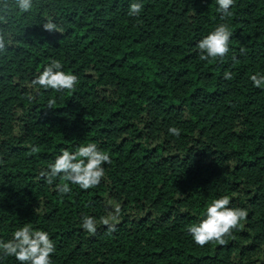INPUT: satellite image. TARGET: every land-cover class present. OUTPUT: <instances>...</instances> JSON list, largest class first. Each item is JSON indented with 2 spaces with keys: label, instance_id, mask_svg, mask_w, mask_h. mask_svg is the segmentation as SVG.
<instances>
[{
  "label": "trees",
  "instance_id": "1",
  "mask_svg": "<svg viewBox=\"0 0 264 264\" xmlns=\"http://www.w3.org/2000/svg\"><path fill=\"white\" fill-rule=\"evenodd\" d=\"M130 2L34 0L20 12L3 0L0 238L25 223L45 229L52 264H264V87L250 80L264 74V0H235L229 16L217 0H143L133 17ZM220 23L232 31L229 51L201 60L198 40ZM53 59L76 87L32 85ZM89 142L111 158L100 184L49 183L55 156ZM224 194L246 218L225 243L195 244L187 226ZM116 205L112 230L102 219ZM85 215L95 233L81 227ZM0 264L19 261L0 254Z\"/></svg>",
  "mask_w": 264,
  "mask_h": 264
},
{
  "label": "clouds",
  "instance_id": "2",
  "mask_svg": "<svg viewBox=\"0 0 264 264\" xmlns=\"http://www.w3.org/2000/svg\"><path fill=\"white\" fill-rule=\"evenodd\" d=\"M235 0H217V11L223 16L231 15L230 6ZM34 6V0H14V7L20 12H28ZM143 0H131L128 7V15L140 16L143 10ZM9 6L0 0V20H6ZM43 29L51 32L58 31L59 25L53 19H45L42 22ZM232 31L227 23L217 24L211 31L200 38L197 42L199 56L201 60L207 61L209 58L223 57L229 51V40ZM7 39L3 32H0V53L7 48ZM226 79L232 78V73H224ZM250 80L256 87H264V74L253 73ZM78 76L74 72L65 71L59 59H53L45 64L42 70L34 76L31 83L43 89H73L76 87ZM55 104L54 98L47 101L48 107ZM168 133L179 136L181 129L176 126H169ZM110 155L102 151L97 143L89 142L78 146L77 151L63 149L57 154L54 160L48 164L43 175L49 183L53 177L62 176L66 181L74 183L81 189L94 187L101 182L105 175L106 162H110ZM61 193L71 191L69 183L58 186ZM231 197L228 194L221 195L211 200L207 204L202 217L195 223L187 226V232L192 240L199 246H204L210 241L225 243V235L236 228L248 214V210L243 207H232ZM119 205L111 217H104L102 222L115 229V224L111 221L117 218ZM81 227L88 233L96 232L97 220L92 215H85L81 218ZM55 241L50 233L43 228H34L30 223L16 227L10 239L0 238V254L14 256L19 264H52V256L56 252Z\"/></svg>",
  "mask_w": 264,
  "mask_h": 264
}]
</instances>
